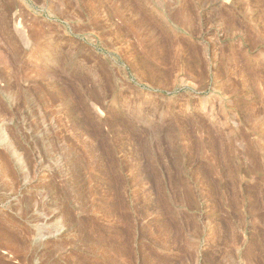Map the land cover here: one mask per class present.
Wrapping results in <instances>:
<instances>
[{
  "label": "rangeland",
  "instance_id": "374dc122",
  "mask_svg": "<svg viewBox=\"0 0 264 264\" xmlns=\"http://www.w3.org/2000/svg\"><path fill=\"white\" fill-rule=\"evenodd\" d=\"M0 228V264H264V0H0Z\"/></svg>",
  "mask_w": 264,
  "mask_h": 264
},
{
  "label": "bare ground",
  "instance_id": "6f19581e",
  "mask_svg": "<svg viewBox=\"0 0 264 264\" xmlns=\"http://www.w3.org/2000/svg\"><path fill=\"white\" fill-rule=\"evenodd\" d=\"M0 229H1V228H0ZM2 229H3V228H2ZM0 231H1V230H0ZM1 232H2V231H1ZM1 232H0V235H2ZM6 234H8V233H6ZM3 236H4V235H3ZM1 237H2V236H1ZM10 238H11V237H10ZM0 239H1V238H0ZM5 241H6V240H5Z\"/></svg>",
  "mask_w": 264,
  "mask_h": 264
}]
</instances>
